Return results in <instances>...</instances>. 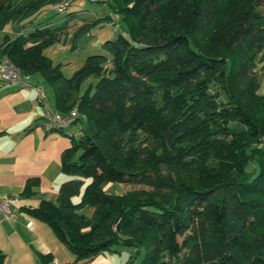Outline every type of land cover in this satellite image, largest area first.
Listing matches in <instances>:
<instances>
[{
    "label": "trees",
    "instance_id": "trees-1",
    "mask_svg": "<svg viewBox=\"0 0 264 264\" xmlns=\"http://www.w3.org/2000/svg\"><path fill=\"white\" fill-rule=\"evenodd\" d=\"M58 1L0 0V31ZM100 1L122 15L125 33L71 76L45 51L78 11L0 39V62L40 74L59 112L77 108L75 122L87 120L62 155L70 177L56 199L25 207L77 258L56 263L38 252L39 263L84 264L123 243L143 254L139 264H264V0ZM89 76L94 90L81 93ZM106 180L150 188L117 195L104 190ZM39 185L29 178L22 196ZM87 205L95 207L90 221L81 212Z\"/></svg>",
    "mask_w": 264,
    "mask_h": 264
},
{
    "label": "crops",
    "instance_id": "crops-1",
    "mask_svg": "<svg viewBox=\"0 0 264 264\" xmlns=\"http://www.w3.org/2000/svg\"><path fill=\"white\" fill-rule=\"evenodd\" d=\"M30 26L28 22L9 23L4 29L9 33L2 39L6 35L13 39ZM13 33L17 35L11 37ZM32 78L29 83L33 87L29 89L19 83L0 85V200L12 197L15 213L13 218L0 215L3 264H40L38 252H51L55 262L61 263L45 238L49 233L47 223L30 215L25 207H36L42 199H56L61 184L69 179L61 170V159L71 145L65 136L44 129L45 88L38 80L32 83ZM36 86L42 87L41 93ZM53 110L58 111L56 107ZM68 127L60 131L74 139L75 132ZM31 177H38L40 185L35 195L24 197L22 192Z\"/></svg>",
    "mask_w": 264,
    "mask_h": 264
},
{
    "label": "rangeland",
    "instance_id": "rangeland-1",
    "mask_svg": "<svg viewBox=\"0 0 264 264\" xmlns=\"http://www.w3.org/2000/svg\"><path fill=\"white\" fill-rule=\"evenodd\" d=\"M61 1L63 0H60L58 2ZM72 1V4L69 5L68 8H66L64 11H56L54 9H49L42 14L26 18L23 21L19 22V25H23L26 22L32 25L30 26L31 28L25 30L27 32L43 20H46L52 25H59L67 18L69 12L78 11L77 15L68 18V23L70 27L68 32L63 35L61 41L56 43L54 46H51L45 51L46 55L51 57L55 64L60 65L61 71L66 76H71L78 69H80L89 55L96 53L108 54V52L102 47V43L107 39H114L118 37L120 33H125V25L122 21V15L112 11L107 2H101L100 0ZM106 15H111L112 20L105 23L104 25L92 27L90 26L93 20L104 17ZM84 25H89L90 27L86 30L85 28L83 30H80L81 27ZM6 33L9 32L6 30L0 31V39H2ZM16 35L17 34L13 33L11 34V37H15ZM75 37L77 38V43L74 46ZM32 77V83H35L38 80L40 81L41 85L45 88L44 103H42V106L44 108L43 127L45 130H47V127L44 123L45 115L47 112L46 109L48 107H52L54 109L55 107L54 92L49 82L43 76H41L40 74H36ZM96 81L97 79L94 76H89L88 78H86L82 82L80 92L84 93L90 86L91 91L93 92L94 84ZM0 85L1 87H3L15 84L11 82L2 81L0 79ZM259 93H264V75L261 79V87L259 89ZM86 124V118L82 117L78 122L74 123L71 127H68V129H73L76 135L75 138L79 139L82 132V128ZM52 134H59L63 137L65 136L67 140H69L70 145L72 144V136L65 135L60 130H52ZM163 173L166 174L167 171L163 169ZM89 182L90 179H85L84 183L81 185L80 193L76 194L73 197V200L75 202L81 199L83 191ZM103 188L109 193L122 195L131 190L133 191L139 188L150 187L142 186L138 183L130 184L106 180L103 183ZM81 212L84 213L87 220L90 221L94 217L95 207L92 205H87L81 210ZM47 226L49 228V233L45 236V238L47 239V242L51 245L55 254L57 251L56 255H58L60 262L64 263L74 261L77 258L75 253L72 252L68 248V246L57 237L55 231L49 224H47ZM89 228L90 225L85 224L83 226V231H87ZM142 259L143 254L137 255L135 248L132 245L115 243L112 246V250L103 251L93 257H84L80 260V262L84 264H139Z\"/></svg>",
    "mask_w": 264,
    "mask_h": 264
},
{
    "label": "built area",
    "instance_id": "built-area-1",
    "mask_svg": "<svg viewBox=\"0 0 264 264\" xmlns=\"http://www.w3.org/2000/svg\"><path fill=\"white\" fill-rule=\"evenodd\" d=\"M72 0H63L56 3L53 6L54 10L63 11L71 4ZM96 1V0H91ZM30 74L23 72L20 67H18L10 58L4 57L0 62V79L2 81L19 83L25 88H32L33 86L29 83ZM39 93L42 92L41 86H36ZM45 115V126L48 131L51 130H62L73 123L75 120L81 116V113L77 108L72 109L69 113H61L59 111L53 110L51 108L46 109ZM13 198L8 197L0 200V215L8 218H13L15 213L12 209ZM32 222L29 223L31 225Z\"/></svg>",
    "mask_w": 264,
    "mask_h": 264
}]
</instances>
